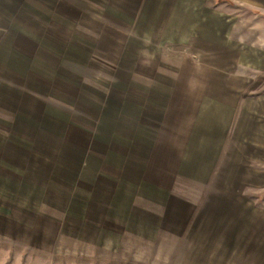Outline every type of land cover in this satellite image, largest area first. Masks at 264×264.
<instances>
[{
  "label": "rangeland",
  "instance_id": "1",
  "mask_svg": "<svg viewBox=\"0 0 264 264\" xmlns=\"http://www.w3.org/2000/svg\"><path fill=\"white\" fill-rule=\"evenodd\" d=\"M94 1L53 8L41 25L51 32L50 50L36 46L18 80L0 67V264H264V0ZM134 67L149 88L165 76L177 78L182 91L206 78L233 90L238 112L222 142L201 99L182 109L195 134L192 149L219 160L210 169L216 206L191 210L179 230H145L147 243L127 231L132 243L116 255L82 257L60 238L76 236L77 216L65 209L90 183L110 189L104 162L112 175L125 165L129 90L113 77L127 79ZM107 140L110 147L99 145ZM133 182L127 187L165 184L155 168L145 170L143 185Z\"/></svg>",
  "mask_w": 264,
  "mask_h": 264
},
{
  "label": "crops",
  "instance_id": "2",
  "mask_svg": "<svg viewBox=\"0 0 264 264\" xmlns=\"http://www.w3.org/2000/svg\"><path fill=\"white\" fill-rule=\"evenodd\" d=\"M79 2L95 3L94 0ZM107 2L127 5V0ZM68 3L69 0H0V67L12 68L11 72L15 73L18 80L23 75L21 72L30 67L36 46L39 49L45 45L46 49L50 50V44L46 42L51 40L47 36L51 35V32L46 33L45 26L44 28L42 26L51 21L53 8H58L59 12L75 9L73 2ZM20 22L29 24L30 28L21 26ZM33 24H36L37 30L31 26ZM40 35H43L44 43L40 42L39 37L37 41V36ZM19 36H28L31 44L20 42V39L15 42V37ZM100 51L104 49L100 48ZM15 69L17 71L13 72ZM119 69L121 70H118L119 74L125 73L122 67ZM135 73L134 67L127 75V79H123V76L113 77L121 84L127 83L129 90L127 132L130 134L127 138L124 167L119 175H112L110 165L104 162L101 174L108 176L110 189H106L107 193L100 183H90L89 186L92 187L90 192L75 202H68L69 205L65 209L72 210L77 216L71 218L75 220L76 236L70 239L66 236L60 238L65 243H70L69 240L74 242L75 253L82 257L89 254L94 256L98 252L116 255L128 241L132 243V239L127 240V231L133 234L135 239L147 243L145 230L159 227L162 229L167 227L171 231L179 230L185 226L191 210H200V205L203 209L206 206L209 208L216 206L214 196L219 193L217 189L209 190V186L212 185L211 179L215 176L210 169L219 165V160L212 159L213 155L209 159L203 158L199 150L192 149L190 139L195 137V134H190L188 126L190 116L182 109L184 105L188 106L187 103L193 97L201 99L209 111L208 119L215 121V126L211 127L213 130L211 134L220 133L222 142L225 139L222 137H226L231 124V117L238 112L236 100L230 96L233 90L229 88L226 90L227 86L224 83L219 85L221 87L214 88L210 78H206L197 87L194 82V85L191 83L192 89L182 91L183 89L178 88L177 78L165 76H161V80L156 82V87L149 88L146 79L140 80ZM109 97L110 100H114L117 95ZM227 100L232 102L228 103ZM216 116H220V120H215ZM110 144L109 140L107 144L99 143L103 148L110 147ZM194 145L197 147L200 143L196 141ZM195 157L202 158L205 164L204 171L202 165H199L201 161ZM186 164L188 166H185ZM153 168L156 169L158 178L168 184L167 187L165 184H158L151 189L145 186L127 187V182L131 180L143 185L145 170L150 172ZM186 181L195 182L199 187L195 190H186ZM191 190L195 193L192 194ZM185 191L187 193H184ZM190 195H193V199ZM105 226L107 230L109 229L108 236H104L103 230H100Z\"/></svg>",
  "mask_w": 264,
  "mask_h": 264
}]
</instances>
